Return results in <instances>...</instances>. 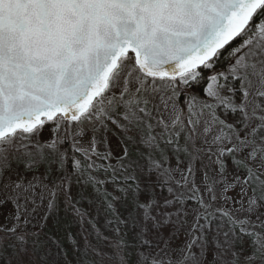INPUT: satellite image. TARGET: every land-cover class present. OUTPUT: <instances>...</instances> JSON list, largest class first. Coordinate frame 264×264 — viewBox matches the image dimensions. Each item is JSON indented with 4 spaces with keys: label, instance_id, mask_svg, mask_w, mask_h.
<instances>
[{
    "label": "snow or ice",
    "instance_id": "obj_1",
    "mask_svg": "<svg viewBox=\"0 0 264 264\" xmlns=\"http://www.w3.org/2000/svg\"><path fill=\"white\" fill-rule=\"evenodd\" d=\"M0 264H264V0H0Z\"/></svg>",
    "mask_w": 264,
    "mask_h": 264
}]
</instances>
